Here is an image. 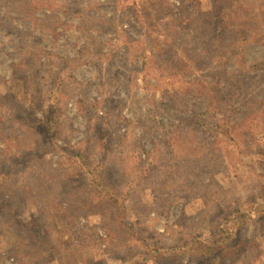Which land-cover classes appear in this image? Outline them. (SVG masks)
<instances>
[{
    "label": "rangeland",
    "instance_id": "rangeland-1",
    "mask_svg": "<svg viewBox=\"0 0 264 264\" xmlns=\"http://www.w3.org/2000/svg\"><path fill=\"white\" fill-rule=\"evenodd\" d=\"M229 1L242 45L189 0H0V264H264V0Z\"/></svg>",
    "mask_w": 264,
    "mask_h": 264
},
{
    "label": "trees",
    "instance_id": "trees-1",
    "mask_svg": "<svg viewBox=\"0 0 264 264\" xmlns=\"http://www.w3.org/2000/svg\"><path fill=\"white\" fill-rule=\"evenodd\" d=\"M189 1H190L189 8H188V5H186V9H184L185 4H183V3L181 4L182 13H185V14L184 15L182 14L180 17L176 18V22H178L177 25H183V23H186V27H183V26H181V27L184 28L186 30V32L189 33V35L191 34L193 36V34L195 33L196 25H194V22L196 21L197 17L198 18L200 17V18L205 20V21H203V24L206 27H208V28L213 27L212 29L215 32L214 36L212 37L213 40L219 39L217 37V32L219 30L221 33L223 31H229L230 33L233 32V35H236V39L234 40L235 43H240L242 45V41H246L248 35L244 31V29L248 30V28L241 25V23H238L237 25H235V24L233 25V23L231 22V21H233L231 14H234L233 12H230L232 10V8L234 7L233 2L229 1L228 5H227V3H225L226 5L225 6L223 5L222 8L218 7L219 10H217V12H209L208 13L207 11L201 10V8H199L200 7L199 0H189ZM239 4L241 5L242 3H239ZM130 9H131L130 7H127V6H125V4H122V9H121L122 13L117 16V21L119 22V19H123V18L127 17V14L129 13L128 10H130ZM240 10H241V7H237L235 10L234 17H236V19L238 16V12ZM123 11H125V12H123ZM206 14H208V17H206ZM138 19H140V18L138 17ZM171 22L174 23L173 19L171 20ZM113 24H114L113 21L109 22V25H113ZM171 27H175L174 24H172ZM193 37H195V36H193ZM153 41L155 44L160 46V51L166 49L167 40L163 41V40H160L159 37L155 36V37H153ZM216 48H218V47H216ZM218 50H219V48H218ZM199 69H200V67H199ZM45 119H46L45 125H46V129H47V133H48L47 138L51 141L52 139H55L54 138V130H55L57 120H58V110H56L54 103L48 104V109L46 112Z\"/></svg>",
    "mask_w": 264,
    "mask_h": 264
}]
</instances>
